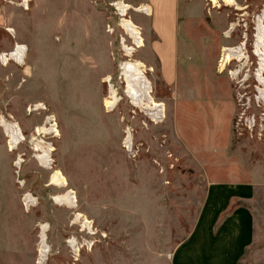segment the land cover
<instances>
[{"label":"rangeland","instance_id":"obj_1","mask_svg":"<svg viewBox=\"0 0 264 264\" xmlns=\"http://www.w3.org/2000/svg\"><path fill=\"white\" fill-rule=\"evenodd\" d=\"M140 1L31 0L24 10L20 0H0V53L15 42L27 49L22 66L0 62V264H36L40 225L48 229L42 264H168L211 181L254 185L244 260L264 264V96L253 54L264 0H178L184 47L173 84L150 48L156 37L150 15L136 12L146 7ZM121 5L141 48L120 26ZM242 43V60L219 73L222 46ZM135 61L164 117L125 95L120 67ZM205 83L226 87L231 102L199 106L194 93ZM110 90L119 101L107 109ZM3 123L24 137L14 151ZM53 171L67 180L74 208L52 201L66 190L50 184Z\"/></svg>","mask_w":264,"mask_h":264},{"label":"crops","instance_id":"obj_2","mask_svg":"<svg viewBox=\"0 0 264 264\" xmlns=\"http://www.w3.org/2000/svg\"><path fill=\"white\" fill-rule=\"evenodd\" d=\"M139 3L150 11V30L156 37L150 48L158 58L163 79L166 69L171 68L174 78L165 82L173 84L184 47L179 38V1L141 0ZM224 48L227 47L222 46L220 53ZM219 65L218 62V72L223 73ZM194 94L199 96L194 98H198L199 106H215L223 98L230 103L232 99L226 87L216 83H205ZM254 195L252 183L208 182L194 224L186 238L172 249L168 264H247L244 257L255 235L251 210Z\"/></svg>","mask_w":264,"mask_h":264},{"label":"bare ground","instance_id":"obj_3","mask_svg":"<svg viewBox=\"0 0 264 264\" xmlns=\"http://www.w3.org/2000/svg\"><path fill=\"white\" fill-rule=\"evenodd\" d=\"M30 1L31 0H20L21 6H24V10H27L28 3ZM221 1L225 3L227 6L234 5L233 0H221ZM210 2L213 5H215V7L217 6V0H210ZM121 6L127 9L122 10L120 26L123 28V30L127 32L130 38L134 41V46L136 48H141L143 46V40L141 38L140 32L138 28L131 22V20L127 19L126 12L128 10V7L124 5ZM136 12L149 14V9L147 7H140L139 9L136 10ZM262 19L263 16L261 18H258L257 20V24H256L257 33L255 35L253 54L255 57L258 58V70L255 76L260 87H262V89L260 90V94L264 96V78H262V74L264 73V28L263 25L261 24ZM5 29L7 33H13L12 29L10 28H5ZM232 30L233 28L231 26V28L227 33H225V35L228 37L230 31ZM243 44L244 43H242L239 47L236 48L223 49L219 61L220 64L219 69L221 70V72H223L230 65L232 61L240 62L242 60V57L244 56V53L241 49L243 47ZM26 51L27 49L24 45L15 43L11 51L1 53L0 55L1 65L5 67L8 65L9 62H14L19 66L24 65ZM144 68H145L144 65L141 62H137V61L127 62L120 67L121 78L123 79V83H125V95L132 100L134 107H140L143 110L153 112L154 113L153 116L160 115L161 117H164L165 106L163 105V103L156 102L152 98V87L150 82L145 77ZM150 71L151 68H148V72ZM118 101L119 99L117 98L115 91L110 90L109 97L104 101V106L108 109L114 106L115 104H117ZM1 127L4 129L5 135L8 139L7 146L9 148V151H14L16 147L20 144V142L23 141L24 139L19 127L16 124L10 125L6 123H3ZM53 132L57 133L56 129H54ZM129 139H130L129 135H127L125 144H129L130 141ZM48 158L49 157L46 152H43V156L40 157V159H44V160H47ZM15 166H17L16 163ZM52 173L53 174L50 184L58 188L66 189L64 193H62L61 195L53 196L52 201L54 202V204L57 205H69L70 207L74 208L76 204V200L73 195V192L67 189L68 187L67 180L59 171H53ZM26 200L27 199H25V201ZM76 217L82 218L83 216L77 213ZM88 223L89 222L87 221V219L83 220V226ZM47 230H48L47 225H40V235H39L40 243L38 246V259L36 264L44 263L46 256L49 252L46 243ZM70 243L72 244V242ZM73 249H75L74 251L78 253L79 251L78 248L73 247Z\"/></svg>","mask_w":264,"mask_h":264},{"label":"flooded vegetation","instance_id":"obj_4","mask_svg":"<svg viewBox=\"0 0 264 264\" xmlns=\"http://www.w3.org/2000/svg\"><path fill=\"white\" fill-rule=\"evenodd\" d=\"M262 13V12H261ZM261 24L263 25V28H264V17H263V19H262V21H261ZM258 64V63H257Z\"/></svg>","mask_w":264,"mask_h":264},{"label":"built area","instance_id":"obj_5","mask_svg":"<svg viewBox=\"0 0 264 264\" xmlns=\"http://www.w3.org/2000/svg\"><path fill=\"white\" fill-rule=\"evenodd\" d=\"M0 55H1V53H0ZM1 62V61H0Z\"/></svg>","mask_w":264,"mask_h":264}]
</instances>
